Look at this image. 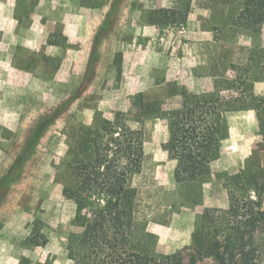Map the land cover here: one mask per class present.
Instances as JSON below:
<instances>
[{"label": "rangeland", "instance_id": "1", "mask_svg": "<svg viewBox=\"0 0 264 264\" xmlns=\"http://www.w3.org/2000/svg\"><path fill=\"white\" fill-rule=\"evenodd\" d=\"M242 1L0 0V264H74L75 205L64 187L90 150L82 129L118 113L144 135L133 184L147 251L186 252L202 213L228 207L233 175L252 167L264 176L250 108L264 96V24L235 23ZM139 93L165 110L186 93L215 97L227 128L205 179H175L176 161L162 147L167 120L141 117ZM45 115L53 117L22 155ZM253 242L264 264V230Z\"/></svg>", "mask_w": 264, "mask_h": 264}, {"label": "trees", "instance_id": "2", "mask_svg": "<svg viewBox=\"0 0 264 264\" xmlns=\"http://www.w3.org/2000/svg\"><path fill=\"white\" fill-rule=\"evenodd\" d=\"M238 26L258 31L264 24V0H243ZM143 118L167 120L162 144L176 161L179 182L202 181L211 173L227 128L225 113L210 93H186L181 104L165 110L159 101L139 93L133 100ZM250 108L258 118L264 142V96L253 97ZM38 118L22 155H29L51 121ZM88 154L74 161L76 183L64 194L75 205V231L68 237L74 264H257L253 236L264 230V176L248 167L229 180L228 207L208 208L199 217L187 251H147L139 240V190L133 184L144 159V135L121 113L100 125L84 127Z\"/></svg>", "mask_w": 264, "mask_h": 264}]
</instances>
